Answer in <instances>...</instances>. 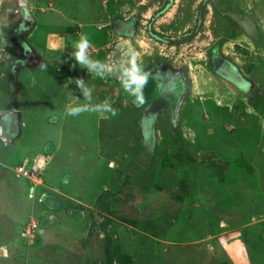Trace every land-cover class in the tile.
I'll use <instances>...</instances> for the list:
<instances>
[{"label":"rangeland","instance_id":"374dc122","mask_svg":"<svg viewBox=\"0 0 264 264\" xmlns=\"http://www.w3.org/2000/svg\"><path fill=\"white\" fill-rule=\"evenodd\" d=\"M56 2L0 0V264H264V0ZM80 34L135 49L143 104L72 67ZM69 78L118 114L67 115Z\"/></svg>","mask_w":264,"mask_h":264},{"label":"clouds","instance_id":"9594fccd","mask_svg":"<svg viewBox=\"0 0 264 264\" xmlns=\"http://www.w3.org/2000/svg\"><path fill=\"white\" fill-rule=\"evenodd\" d=\"M92 47L88 36L80 34L79 38L72 42L70 56L75 61L72 67L79 65L80 68L86 69L88 74L100 79L108 77L116 79L124 92L133 98L134 104H143L145 102L144 89L149 82L150 73L138 62L135 49L130 47L121 49L118 54L114 52L102 61L92 58L90 51ZM46 67L42 65V68L46 69ZM73 83L80 90L85 103L67 105L65 109L67 115L78 116L84 112H96L103 118H108L106 114L112 117L118 114L117 110L112 107V102L107 98L100 103H93V88L89 87L83 78H69L63 86L68 88Z\"/></svg>","mask_w":264,"mask_h":264},{"label":"crops","instance_id":"0c3cea01","mask_svg":"<svg viewBox=\"0 0 264 264\" xmlns=\"http://www.w3.org/2000/svg\"><path fill=\"white\" fill-rule=\"evenodd\" d=\"M30 2L31 3L34 2L36 4V6L37 7L39 6V8L43 12H46V8L47 9H50V11H49L48 14H52L51 16H54V18H56V16H55V14L53 12L56 11V12H59V14H62V13H64L62 11L63 10H66L61 5L56 4L57 3L56 0H48L47 3H46V0H16L17 5L20 6V7H23V11L25 13H27L28 15H31V18H32V13H31V9H30ZM19 12L22 13V11H19ZM29 20L30 19H26V20L22 19L15 28H18V29H21V28H30L31 23L29 22ZM53 20L54 21L45 22L43 25H41V28L50 31V33H49L50 36L55 35V32L53 30H55V28L57 27L56 26V22H58L57 19H53ZM25 24H27V25L24 27L23 25H25ZM28 24H29V27H28ZM37 27L38 26H36V28ZM49 38H52V37H49ZM68 57H71V56L69 55ZM0 220H2V219H0ZM1 225H0V238H1V233H2V226Z\"/></svg>","mask_w":264,"mask_h":264},{"label":"built area","instance_id":"2783aa9c","mask_svg":"<svg viewBox=\"0 0 264 264\" xmlns=\"http://www.w3.org/2000/svg\"><path fill=\"white\" fill-rule=\"evenodd\" d=\"M45 165L44 160H39L37 163L29 166L27 160H23L21 163L13 167V173L17 177H23L28 179L32 184L38 185L42 184V169ZM37 230V224L35 221H31L27 226V234L32 236L33 233Z\"/></svg>","mask_w":264,"mask_h":264}]
</instances>
